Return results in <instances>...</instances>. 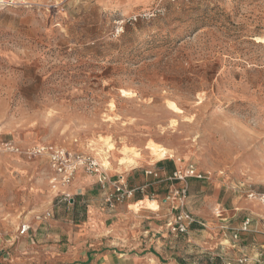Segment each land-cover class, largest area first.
I'll list each match as a JSON object with an SVG mask.
<instances>
[{"label": "rangeland", "instance_id": "obj_1", "mask_svg": "<svg viewBox=\"0 0 264 264\" xmlns=\"http://www.w3.org/2000/svg\"><path fill=\"white\" fill-rule=\"evenodd\" d=\"M262 36L264 0H0V264H264V234L240 230L244 204L264 206L248 196L264 192ZM41 147L137 188L133 230L85 224L109 186L79 170L92 182L66 201ZM172 163L205 175L188 179L198 231L171 232L180 183L146 174Z\"/></svg>", "mask_w": 264, "mask_h": 264}, {"label": "built area", "instance_id": "obj_2", "mask_svg": "<svg viewBox=\"0 0 264 264\" xmlns=\"http://www.w3.org/2000/svg\"><path fill=\"white\" fill-rule=\"evenodd\" d=\"M121 30H123V27H121ZM4 146L6 145L0 143V150ZM11 149L15 150L14 147ZM31 154L46 155L48 157L49 163L56 175L54 179H52V187L54 190H59L66 201H73L74 195L69 193L64 188L72 183L76 172L80 169L96 175L98 182L104 188L109 186L110 191L107 192L105 202L110 208H115L117 204L131 199L137 191V188H132L128 185L123 176H118L115 180L109 178L103 171L100 163L91 156L74 154L65 149L54 147H41L39 149H34ZM146 174L159 177V172L157 170L147 171ZM189 178L201 180L205 178V175L193 164H189L186 167L177 168L170 176L167 177V180L173 183H180L179 186H174L173 184L169 194L165 198V202L169 203L174 211H177L173 220L168 223V227L173 233L188 232L190 226L194 223L204 225V223L194 218V216H192L189 212L185 211L189 192ZM248 196L264 203V193L249 190ZM250 224L251 220L250 218H247L243 222L240 230H250ZM30 228L29 224L23 223L20 230L21 234L29 232ZM237 235L238 234H235V236ZM240 262L242 263L244 260L240 259ZM227 264H231V262H228Z\"/></svg>", "mask_w": 264, "mask_h": 264}, {"label": "crops", "instance_id": "obj_3", "mask_svg": "<svg viewBox=\"0 0 264 264\" xmlns=\"http://www.w3.org/2000/svg\"><path fill=\"white\" fill-rule=\"evenodd\" d=\"M177 168H179V167L174 166V164L172 163L169 166H166V167L163 166L160 168H153L151 170H157L159 172L158 178L160 181H166L169 183V180H167V177L170 176ZM81 170L82 169H80V171ZM80 171L79 170L77 171L79 173L75 176V180L72 181V183L70 185H67L64 188L65 190L70 191V192H72V190L80 192V190H81L80 188L85 189L87 186H90V184L92 182L91 177L84 176L82 173H80ZM47 172L49 174L47 177V181H49L50 175L55 174V172L53 171V169L50 165H49V168H47ZM147 176L152 177L153 175H147ZM189 179H196V178H189ZM196 180H199V179H196ZM171 183H173V182H171ZM49 184H50V182H49ZM49 187H50V185H49ZM130 187H132V186H130ZM170 187H171V185H170ZM257 192H260V191H257ZM260 193H262V192H260ZM149 195L150 194H147V195L143 194V197H148L150 199ZM55 196H57V195H55ZM106 196H107V191H105L104 197L102 198V200L103 199L106 200ZM131 199H133V201H129ZM131 199L128 200L129 202L126 204V206H123L121 204V205L116 206L114 209L109 208L108 210H107V208H101V210H100V208H97V206H94V208H92V205H89V207L91 209L89 210V215L87 217V221H84V223L85 224L86 223L95 224V222H100L102 225L101 228H102L104 234H106V236H116L118 234L121 235L122 234L121 232H124L127 228H129V226H132L130 228H131V230H133V228H134L133 226H136L134 223L136 220V215L138 214L139 211L138 212L133 211L131 205L135 202H137V203L145 202L144 201L145 199H143L142 197H139V195H137V197H136V194ZM163 202L165 203V198H164ZM152 203L155 205H158L157 203H154V202H152ZM105 204H106V202H105ZM207 204H209L207 206L212 207V205L215 204L214 199H212V198L209 199V201H207ZM106 207H109V206L106 204ZM244 207L249 208L251 210V212H253V214H254V215L250 216L251 217V225H250L251 232H262L264 234V206L260 205L259 203H245ZM137 224H138V222H137ZM198 224L199 223L192 224L187 233H189V231L191 229L198 231L200 229V228H198V226H199ZM262 246H264V245H262Z\"/></svg>", "mask_w": 264, "mask_h": 264}, {"label": "bare ground", "instance_id": "obj_4", "mask_svg": "<svg viewBox=\"0 0 264 264\" xmlns=\"http://www.w3.org/2000/svg\"><path fill=\"white\" fill-rule=\"evenodd\" d=\"M258 41L262 42L264 44V36L262 37H259L257 38ZM171 107H173L175 110L177 111H180V109L175 105V104H170ZM110 147V146H109ZM94 154L95 156L102 162L101 164L104 166V168H109L110 165H111V162L109 161V159L107 158V151L106 150H99V149H96V148H93V147H90L89 148ZM153 149V154L154 156L158 157L159 159H164L168 156L171 155V152L168 148L162 146V145H159V144H155V146L152 148ZM152 154V155H153ZM128 162V160L126 158H123V162ZM132 160H130L131 162ZM151 202H154L152 200H150ZM149 209H152L151 207L152 206H155V204L153 203H148L146 205Z\"/></svg>", "mask_w": 264, "mask_h": 264}]
</instances>
